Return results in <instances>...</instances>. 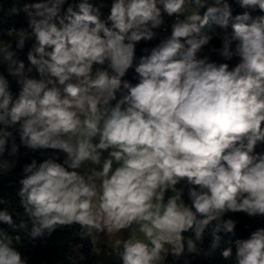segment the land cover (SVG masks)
<instances>
[{
	"label": "clouds",
	"instance_id": "obj_1",
	"mask_svg": "<svg viewBox=\"0 0 264 264\" xmlns=\"http://www.w3.org/2000/svg\"><path fill=\"white\" fill-rule=\"evenodd\" d=\"M237 2L264 12V0ZM65 3L9 10L27 18L30 31L9 30L17 50L33 40L27 67L0 41V64L19 86L14 95L0 74V157L17 126L26 148L65 157L23 167L17 196L27 219L0 208V225L12 229L0 227V264H27L18 233L35 240L72 225L81 239H112L121 264H165L201 254L209 226L211 255L217 233H234L228 213L264 216V152L255 151L264 143V15L233 21L228 0H112L106 18L102 4ZM165 14L175 17L171 34L136 62V45L155 38ZM210 17L223 31H202ZM214 37V51L239 57L235 66L198 56ZM130 69L135 84L124 79ZM18 150L13 137L9 155ZM12 167L0 161V175ZM221 257L231 260L232 247ZM235 264H264V228L235 240Z\"/></svg>",
	"mask_w": 264,
	"mask_h": 264
},
{
	"label": "trees",
	"instance_id": "obj_2",
	"mask_svg": "<svg viewBox=\"0 0 264 264\" xmlns=\"http://www.w3.org/2000/svg\"><path fill=\"white\" fill-rule=\"evenodd\" d=\"M31 2H38V0H0V41L6 43L10 42L12 50L17 52V58L23 60L26 67L28 66L27 52L31 48L33 40H27L24 49L17 50L15 47L16 38L15 36H9V30H19L24 28L30 31V29H28L27 18L23 12L19 15L11 16L8 13L14 4L18 7H22L23 3ZM76 2H78V0H66L64 8L66 9L69 3ZM91 2L103 5L101 11L103 13V18H106L109 14L112 0H91ZM228 3L232 9L233 21L236 15L242 14L245 11H249L253 18L264 15V12H261L258 8L252 10L240 7L237 0H228ZM233 21H230L228 28L229 32H231V22ZM212 30L217 32L223 31L217 26L215 17H210L208 23L202 29L203 32H211ZM221 45L222 41L214 37L210 41V44L204 48L210 50L219 49ZM141 48H147V45L143 40L136 45V52L138 54H141ZM213 61L217 64L228 63L231 68L238 63L239 57L234 55L231 59H227L215 51ZM0 74H3L8 79L13 94H17L19 86L16 83V78L8 75L6 64H0ZM30 75L38 78V74L35 70H33ZM124 79L129 80L132 84L138 82L134 69H130ZM10 131L13 133L15 143L19 146V150L16 155H9L13 138L10 137L9 150H6L3 156L0 157V161H7L13 164V167L9 171L0 175V198L5 201L4 204L0 205V208H7L8 211L13 214L16 221L19 222L21 219H27L23 215V209L19 205V198L17 196V191L20 187L19 180L24 175L22 171L23 167L26 164L31 163L33 159H35L37 163H40L49 157L58 156V162H62L65 157L54 150H30L21 144L18 134V126L16 129H10ZM255 151L257 153L264 152V143L259 144ZM178 187L184 188L183 199L186 203H190L187 195V188L189 186L182 182ZM225 218H231L237 221L236 228L234 233H217V235L221 237L220 243L211 255L204 254L205 252L210 251V246L214 239L212 226H209L204 230L203 243H198V247L201 249V254L185 253V255L180 258H175L172 255H169L165 264H235V240L246 239L255 230L264 228V216L249 217L241 212L228 213ZM0 227H4L9 232H12V229L7 228L6 225H0ZM30 227L31 225L29 224V229ZM79 231L80 229L78 225H72L65 228H58L50 236L46 235L43 238H37L35 240L29 239L23 232H20L18 233L20 235V241L14 246L22 253V256L26 258L27 264H92V239H81L78 235ZM16 234L17 233H13V235ZM184 236L186 238L194 237V232L190 230L189 232L184 233ZM226 247H232L233 250V258L228 261H225L221 257V251ZM118 264H121V261H119Z\"/></svg>",
	"mask_w": 264,
	"mask_h": 264
},
{
	"label": "rangeland",
	"instance_id": "obj_3",
	"mask_svg": "<svg viewBox=\"0 0 264 264\" xmlns=\"http://www.w3.org/2000/svg\"><path fill=\"white\" fill-rule=\"evenodd\" d=\"M215 51L203 48L202 51L198 54L200 58L207 56L210 61H213ZM114 103V102H113ZM62 154V153H61ZM64 155V154H62ZM105 156L107 153L104 154ZM122 238H127L129 235L128 231H124L121 234ZM93 242V258L92 264H116L120 261L114 254L106 255L103 251L104 247H112V239L106 236L104 233L98 234V239H92Z\"/></svg>",
	"mask_w": 264,
	"mask_h": 264
},
{
	"label": "built area",
	"instance_id": "obj_4",
	"mask_svg": "<svg viewBox=\"0 0 264 264\" xmlns=\"http://www.w3.org/2000/svg\"><path fill=\"white\" fill-rule=\"evenodd\" d=\"M205 10L206 9H201V15ZM174 20L175 17H168L166 14L164 15V24L160 28L154 30L156 32L155 38L152 39L151 41H143L146 43L147 49L150 50L151 48L156 46L162 39L167 38L171 34V25L174 22ZM143 50L144 48H141V54H138L136 52V62H138L140 56L147 54ZM103 251L106 255L113 254L112 247H104ZM118 263L119 261L116 264Z\"/></svg>",
	"mask_w": 264,
	"mask_h": 264
}]
</instances>
